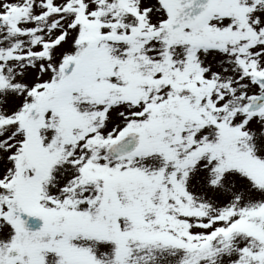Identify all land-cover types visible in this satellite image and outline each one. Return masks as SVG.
Returning <instances> with one entry per match:
<instances>
[{"label":"snow or ice","instance_id":"6c2138e0","mask_svg":"<svg viewBox=\"0 0 264 264\" xmlns=\"http://www.w3.org/2000/svg\"><path fill=\"white\" fill-rule=\"evenodd\" d=\"M0 264H264V0H0Z\"/></svg>","mask_w":264,"mask_h":264}]
</instances>
